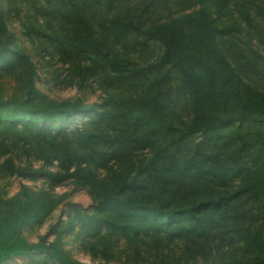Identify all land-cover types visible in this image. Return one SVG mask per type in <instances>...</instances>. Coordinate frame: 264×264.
I'll list each match as a JSON object with an SVG mask.
<instances>
[{
    "label": "trees",
    "instance_id": "trees-1",
    "mask_svg": "<svg viewBox=\"0 0 264 264\" xmlns=\"http://www.w3.org/2000/svg\"><path fill=\"white\" fill-rule=\"evenodd\" d=\"M1 1L0 177L46 187L0 193V264H92L76 229L105 263L264 264V0ZM9 21L75 95L37 90Z\"/></svg>",
    "mask_w": 264,
    "mask_h": 264
},
{
    "label": "rangeland",
    "instance_id": "rangeland-1",
    "mask_svg": "<svg viewBox=\"0 0 264 264\" xmlns=\"http://www.w3.org/2000/svg\"><path fill=\"white\" fill-rule=\"evenodd\" d=\"M0 4L1 6L3 4L1 0H0ZM8 28H9L8 30L12 32V34L16 37V39L17 37L19 38L21 36L17 23L14 22L11 23V21H9ZM15 37L13 38V43L11 45L12 49L19 48L20 46L21 47L24 46L23 48H25L26 50H31L32 60L34 64L33 66L35 68V72L37 76L35 82V86L37 90L43 92L50 98H55V99H66L75 95V90L69 87L67 84L61 82L58 85L59 79L60 78L63 79L66 75L65 66L60 64L55 59L48 61L47 59L41 58L38 54H36L37 52L35 50L33 51L30 48L27 41L21 39L20 37L19 38L20 40L19 41L17 40L16 42ZM57 75L60 76L57 77ZM4 84L6 85V87H10L12 85V82H9V84L7 82ZM11 89L12 88H10V91ZM6 93H8L7 89L5 94ZM85 98L88 103L96 102L98 101V93L87 95ZM35 166L37 167L38 164H36ZM21 184L31 187L33 189L46 187L45 183H43V181L40 179L36 181H29L28 179H22L19 177H7V178L0 177V193L5 194L7 197L15 195L18 192ZM69 190H70V186H60L55 188V193L61 194L63 192H69ZM69 200L82 207H87L90 204V198L84 190L74 193L71 197H69ZM58 219L65 220V215L62 214L61 209H58L55 212H53L51 217L46 221V223L42 227L39 228L32 227L31 229L26 230V232L24 233V237L30 242H36L37 237L45 234L48 231V228L52 224H54ZM77 231L78 230L76 229L73 234L66 236L63 239L64 249L70 252L71 256L74 259H77L81 262L92 263V264H132L131 262H126L123 256L118 259L114 258L112 262L109 263H105L104 261H101L99 258L91 260L90 256L87 253L81 251L78 245L75 236ZM49 237L50 239L52 238L51 236ZM28 261L29 258H15L6 261L3 264H26ZM139 264H144V263H139Z\"/></svg>",
    "mask_w": 264,
    "mask_h": 264
}]
</instances>
